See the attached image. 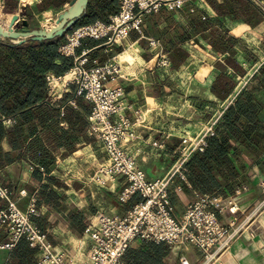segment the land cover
I'll use <instances>...</instances> for the list:
<instances>
[{
	"label": "crops",
	"instance_id": "crops-1",
	"mask_svg": "<svg viewBox=\"0 0 264 264\" xmlns=\"http://www.w3.org/2000/svg\"><path fill=\"white\" fill-rule=\"evenodd\" d=\"M70 1L60 0L58 6L46 7L42 0L35 6L62 9ZM120 2L118 0V8ZM32 6L20 7L15 5V0H0V8L4 11L0 13L9 17L18 13L32 26L29 18L32 13L34 15ZM111 15L109 13V17ZM76 25L74 27H78ZM141 33L130 30L122 45H108L105 38L85 37L74 49V54L63 56L70 59V67L74 56L86 50L87 66L91 67L111 58L118 60V54L124 51L122 48L135 51L134 60L122 65V77L112 83L124 86L128 102L125 113L133 123L134 137L123 145L135 156L148 179L163 176L177 158L181 122L179 106L174 103L179 100V89L167 84L172 83L179 70L195 56L197 47H202L212 59L205 62L209 66H206L207 73L200 77L204 84L201 90L186 91V95L191 94L188 101H191L192 118H207L222 111V103L238 90L236 97L239 93L254 97L260 110L257 124L255 122L257 133L230 140L232 146L228 157L236 175L230 182L232 190L227 189L228 183L223 186L224 195L235 192L233 199L238 210L217 212L225 225L231 229L239 226V231L214 260L205 264H264V195L258 185L264 173L262 14L250 0H181L172 8L162 5L144 13ZM150 37L158 42L169 66L161 65L159 56L149 53ZM61 38L64 43L65 36ZM254 65L259 69L252 75ZM221 80H227L233 86L226 92L218 90L217 93L214 90ZM67 97L70 94H66ZM75 101V105H66L63 110L48 104L52 110L44 121L35 117L21 125L22 139L18 143L13 144L8 138L2 140V150L11 159L0 165V183L12 192L19 209L34 208L32 221L47 232L53 245L85 258L90 245L88 229L91 221H95L100 213L122 216L142 197L138 192L128 197L121 194L128 184L122 176L104 185L94 183L92 176L106 157L88 120L92 104L80 97ZM53 106L58 108L57 112L53 111ZM136 119L139 120L135 122ZM13 124L4 123L6 127ZM236 125L244 128L241 122ZM176 185L180 187L173 186L170 196L177 193L181 202L187 204L197 196L187 176ZM6 206L7 201L0 198V209ZM5 239L6 232L0 229V242ZM23 243L37 250L35 243L21 238L12 249H0V263L18 264L14 257L20 255ZM141 245L140 241H133L129 248L138 249ZM180 255H186L193 264H201L202 255L191 244L169 246L168 253L161 255L160 264H179ZM35 261L36 253L30 264Z\"/></svg>",
	"mask_w": 264,
	"mask_h": 264
},
{
	"label": "built area",
	"instance_id": "built-area-1",
	"mask_svg": "<svg viewBox=\"0 0 264 264\" xmlns=\"http://www.w3.org/2000/svg\"><path fill=\"white\" fill-rule=\"evenodd\" d=\"M41 1L18 0V3L20 7H24ZM180 1L121 0L118 11L108 21L96 20L72 28L65 34V41L58 51L62 55L74 54V49L85 37L105 38L108 45H122L130 30L141 33L144 13L157 10L162 5L172 8ZM250 1L264 18V0ZM149 46L159 56L161 65L169 66L167 57L152 37L149 38ZM88 60V52L84 50L74 56L72 65L63 74L45 73L48 104L63 110L66 105H75V99L79 97L90 102L92 109L88 120L91 131L100 140L106 157L93 174L92 180L98 185H104L117 176L125 177L128 184L121 194L128 197L138 192L142 198L122 216L98 214L88 229L90 245L87 255L79 258L76 254L53 245L48 240L47 232L32 221L34 208L31 206L26 211L19 209L12 192L0 183V198L7 201V206L0 209V229L6 232V239L0 242V249L10 250L19 239L24 238L37 247L36 264H128L124 260L125 253L133 241L139 240L165 242L171 246L191 244L203 256L204 263L214 260L239 231V226L231 229L229 225H225L217 212H236V202L232 197L204 194L191 201L184 214L177 219L172 214L169 189L176 178L185 179L186 163L192 154L205 150L208 138L216 134L215 126L223 110L234 102L239 90L227 102L222 103V111L214 113L200 131L180 137V146L176 148L177 158L163 176L148 179L138 166L135 156L123 145L134 137V132L131 129L133 123L125 113L128 102L124 86L112 83L122 77V62L111 58L88 67ZM252 68L253 75L259 66L254 65ZM66 94H70V97L66 98ZM15 122L14 117L4 118L6 124ZM258 185L264 194V173ZM22 194L23 191L20 192ZM179 264L193 263L186 255H181Z\"/></svg>",
	"mask_w": 264,
	"mask_h": 264
},
{
	"label": "trees",
	"instance_id": "trees-1",
	"mask_svg": "<svg viewBox=\"0 0 264 264\" xmlns=\"http://www.w3.org/2000/svg\"><path fill=\"white\" fill-rule=\"evenodd\" d=\"M60 3V0H43L46 7ZM117 5L118 0H92L87 6L86 15L76 26L96 20L108 21L109 13L118 11ZM62 42L63 38H55L17 44L0 39V165L11 159L2 150V140L8 138L11 143H18L22 139V124L35 117L44 121L49 116L52 109L48 107L45 73L60 75L70 65V59L58 51ZM232 86L227 80H221L214 91L226 92ZM57 110L53 108L54 112ZM259 112L258 102L249 93H239L224 110L215 126L216 134L208 138L205 150L195 152L186 163V176L194 190L201 194L224 195L225 183L229 184L227 189L232 190L230 182L235 178L236 170L228 157L232 146L230 140L257 133ZM7 117L16 119L10 127L4 125V118ZM237 122L243 123L244 128H238ZM168 251L169 246L165 243H142L138 249L128 248L124 260L128 264H160L161 255H166ZM34 253V249L23 243V250L14 258L18 264H30Z\"/></svg>",
	"mask_w": 264,
	"mask_h": 264
},
{
	"label": "rangeland",
	"instance_id": "rangeland-1",
	"mask_svg": "<svg viewBox=\"0 0 264 264\" xmlns=\"http://www.w3.org/2000/svg\"><path fill=\"white\" fill-rule=\"evenodd\" d=\"M15 5L19 6L18 0H15ZM32 5H33L32 8H33L34 15L32 13V17H29L31 20V24H32V26H30V27H32V28H39L42 26H47V27L53 26L55 24L53 19H55L57 14L60 11H62L64 8V7H62V9H59V8L58 9H47V8L46 9H39L37 6H35L37 4H32ZM27 6H29V5H27ZM0 12H4L2 8H0ZM7 18H10L9 15H5L3 13H0V19L5 20ZM74 28H76V27H74ZM126 48L127 49L122 48V50H124V51H122L121 53L118 54L117 59L120 62H122V64L132 62L134 60V52L135 51L128 49V47H126ZM148 50H149V53L154 54L153 53L154 51L152 52V50H150L149 48H148ZM210 59H212L211 56L202 47H197L195 56L192 57L190 62L187 63V65L184 68L179 70V72L176 74V76H174L175 77L174 80L171 81L172 83H170V81H169V84H167V86L170 88L173 87L174 89H179V97H178L179 100L174 104H177L179 106V109H180V111H179L180 122H181L180 137L184 134H187V133H193L195 131L196 132L200 131L202 129L203 125L205 124V122L207 121V119L210 118V117L204 118L203 116H199V117L196 116V117L192 118V116L190 114V112H191V106H190L191 101L190 102L188 101L191 98V94L186 95V91L188 93V89L191 90L193 88H195V89L199 88L201 90V88L203 87L204 84L202 81H200L201 80L200 77L207 73V72L205 73L206 66H209V65L205 64V62H209ZM203 63H204V65H202ZM179 146H180V143L176 148H178ZM186 168H187V166H186ZM185 178H186V175H185ZM178 180H185V179H182L180 177L176 178L174 183L171 184L170 189H169L170 202H171V205L173 208L172 214L177 219H179L184 214L187 205L191 201L199 199L200 196L202 197L204 195V194L197 192V196L195 198H193L191 201H189L187 204L181 202V199L179 198V195L177 193H171V196H170V190L173 186L180 187V186L176 185ZM234 193H232L231 195H222V194H218V193H214V194L220 195L224 198H228V197L233 196ZM234 197H235V195L232 198H234ZM171 198L174 199L175 202L174 201L172 202ZM135 241H139V240H135ZM141 243H149V242H141ZM153 243H155V242H153ZM165 244L168 245L167 243H165ZM168 246H171V245H168ZM174 246H176V245H174ZM180 246L184 247L185 245L181 244ZM199 263L205 264L203 256H202V259H200Z\"/></svg>",
	"mask_w": 264,
	"mask_h": 264
},
{
	"label": "water",
	"instance_id": "water-1",
	"mask_svg": "<svg viewBox=\"0 0 264 264\" xmlns=\"http://www.w3.org/2000/svg\"><path fill=\"white\" fill-rule=\"evenodd\" d=\"M88 3L89 0H71L53 19L55 24L50 27L32 28L27 19L13 13L8 27L0 23V39L21 44L29 40L44 41L64 37L86 15Z\"/></svg>",
	"mask_w": 264,
	"mask_h": 264
},
{
	"label": "bare ground",
	"instance_id": "bare-ground-1",
	"mask_svg": "<svg viewBox=\"0 0 264 264\" xmlns=\"http://www.w3.org/2000/svg\"><path fill=\"white\" fill-rule=\"evenodd\" d=\"M11 18V17H10ZM10 18H7V19H5V20H2V19H0V23L2 24V25H4L5 27L7 26H9V24H10Z\"/></svg>",
	"mask_w": 264,
	"mask_h": 264
}]
</instances>
